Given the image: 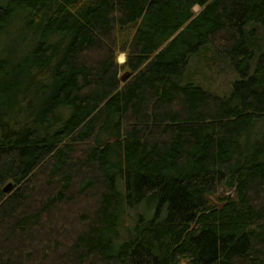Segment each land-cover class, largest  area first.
<instances>
[{
	"label": "trees",
	"instance_id": "trees-1",
	"mask_svg": "<svg viewBox=\"0 0 264 264\" xmlns=\"http://www.w3.org/2000/svg\"><path fill=\"white\" fill-rule=\"evenodd\" d=\"M0 264H264V0H0Z\"/></svg>",
	"mask_w": 264,
	"mask_h": 264
},
{
	"label": "rangeland",
	"instance_id": "rangeland-1",
	"mask_svg": "<svg viewBox=\"0 0 264 264\" xmlns=\"http://www.w3.org/2000/svg\"><path fill=\"white\" fill-rule=\"evenodd\" d=\"M199 10H200L199 7H194V12L197 13ZM120 55H123L124 60H125V54L120 53L117 57V62L119 64L124 62V60L122 62L119 61ZM200 72L201 73L196 75V78H194V81H198L199 83L201 82L204 87H209L211 90L215 91L218 94H225L228 91L230 80L233 75L231 71H221V70L213 69L211 67L209 68L204 67L203 69L201 68ZM225 194H228V196L229 195L231 196L232 192H225Z\"/></svg>",
	"mask_w": 264,
	"mask_h": 264
},
{
	"label": "water",
	"instance_id": "water-1",
	"mask_svg": "<svg viewBox=\"0 0 264 264\" xmlns=\"http://www.w3.org/2000/svg\"><path fill=\"white\" fill-rule=\"evenodd\" d=\"M128 76V72L124 73L122 76H121V80H125V78ZM11 187V184L8 183L4 188H3V192L6 193Z\"/></svg>",
	"mask_w": 264,
	"mask_h": 264
},
{
	"label": "bare ground",
	"instance_id": "bare-ground-1",
	"mask_svg": "<svg viewBox=\"0 0 264 264\" xmlns=\"http://www.w3.org/2000/svg\"><path fill=\"white\" fill-rule=\"evenodd\" d=\"M123 60H124L123 55H120V56H119V61L122 62ZM121 64H122V63H121ZM218 206H221V204H218Z\"/></svg>",
	"mask_w": 264,
	"mask_h": 264
}]
</instances>
